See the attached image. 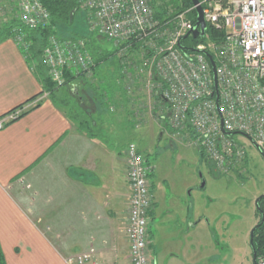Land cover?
I'll return each mask as SVG.
<instances>
[{
    "label": "built area",
    "instance_id": "1",
    "mask_svg": "<svg viewBox=\"0 0 264 264\" xmlns=\"http://www.w3.org/2000/svg\"><path fill=\"white\" fill-rule=\"evenodd\" d=\"M15 1L19 18L27 28L49 24V13L39 0ZM170 1L80 0V3L88 13L90 30L112 42L117 50L125 88L132 90L134 70L147 73V81L155 86L170 125L179 131L191 129L194 146L203 150L218 169L244 162L246 152L234 138L236 135L264 153V0H198L207 30L214 29L224 36L210 49L201 43L191 50L180 47L196 26V7L183 9L181 5L176 9ZM192 13L195 19L191 18ZM15 42L23 44L20 31ZM82 48L83 43L52 39L44 58L56 87L66 84L65 69L85 78L93 76L94 64ZM206 53L216 64L217 90ZM136 54L141 59L140 69L134 63L138 61ZM23 110L0 119V130L18 119ZM125 154L130 188L125 228L129 264H151L153 170L147 155L135 144L129 145ZM94 253L92 249L68 259L67 263L97 264Z\"/></svg>",
    "mask_w": 264,
    "mask_h": 264
},
{
    "label": "crops",
    "instance_id": "2",
    "mask_svg": "<svg viewBox=\"0 0 264 264\" xmlns=\"http://www.w3.org/2000/svg\"><path fill=\"white\" fill-rule=\"evenodd\" d=\"M20 107L29 112L0 130V245L7 264H68L92 249L96 262L129 264L128 145L120 150L113 144L126 130L111 119L101 126L104 139L82 131L44 93L18 45L8 40L0 44V118ZM152 170L151 264H192L204 220H194L190 201L167 179L155 182ZM193 187L186 184L182 193ZM165 233L175 235V261L163 259L159 248Z\"/></svg>",
    "mask_w": 264,
    "mask_h": 264
},
{
    "label": "rangeland",
    "instance_id": "3",
    "mask_svg": "<svg viewBox=\"0 0 264 264\" xmlns=\"http://www.w3.org/2000/svg\"><path fill=\"white\" fill-rule=\"evenodd\" d=\"M16 5L15 0H0V27L9 18L19 17ZM100 43L103 50L110 53L115 51L112 42L101 39ZM204 44L208 49L217 45L210 40ZM135 59L138 61L135 60L134 63L140 69L141 59L138 54ZM119 73V60L113 58L105 65L101 76L106 84H118L121 81ZM132 78L131 91L127 90L128 86H123L126 83L124 77L121 83L127 101H121L123 94L116 92V103H110L104 109L96 104L93 95L85 88L84 81L70 83L67 90L90 120L101 117L106 127V122H112V119V125L119 124L118 130H126L125 133L128 134L117 130V139L113 144L120 150L135 144L147 155L151 166L155 167V182L167 179L169 186L176 187L177 193L181 192L194 206L193 219L198 216L197 221L204 222L199 224L197 236L194 237L196 251L189 257L192 264H253L250 238L261 220L257 215L256 201L264 196V156L248 140L236 135L234 138L246 152L247 163L218 169L213 161L201 156L188 131L176 130L170 125L169 116L159 100L155 86L147 81V73L134 70ZM87 81L96 84L102 79L93 74ZM62 93L64 92H59ZM59 96L60 99L69 100ZM27 112V109L23 110L18 117ZM126 127L131 128V131L128 132ZM190 183L193 184V189L188 190L187 194L182 193L186 184ZM203 184L205 185L202 186ZM22 185L29 188V181L23 180ZM165 189L169 197L173 195L170 187ZM166 234L159 235V248L164 251L163 259L175 261L170 255L177 251L178 246L172 242L175 235ZM96 253L95 250L94 254Z\"/></svg>",
    "mask_w": 264,
    "mask_h": 264
},
{
    "label": "trees",
    "instance_id": "4",
    "mask_svg": "<svg viewBox=\"0 0 264 264\" xmlns=\"http://www.w3.org/2000/svg\"><path fill=\"white\" fill-rule=\"evenodd\" d=\"M39 1L49 13V24L41 26L37 29H29L25 26V24L20 20L18 16L17 18H9V20L1 24L0 44L8 40L15 41L17 32L20 31L23 36V44L17 45L26 58L27 64L31 68L32 73L42 85L44 93H47L50 99L56 105L65 108L68 111L70 117L79 124V127L82 131L87 132V134L93 138L101 137L102 139H104L101 128L103 124L102 118L97 117L90 120V118L86 116V112L78 105L77 102H74V96L69 95L67 87L70 83H73L76 80L84 81L83 83L85 84V88L93 95L96 104L99 105V108H107L110 103L114 102L116 92H120L122 94L124 93L121 84L124 77L122 74V60L117 57L116 49L113 53L107 52L102 49L100 41L101 39H106L99 37L97 34L90 30L88 25V13L82 8L80 0ZM165 1L166 0H162V2ZM170 3H172L174 8L176 9L181 8V5L182 7H184L183 9H188L192 6L190 0H171ZM16 9V12H18L17 5ZM195 17V13H192L191 18L195 19ZM223 36V33L209 28L204 38L194 39L192 37H189L186 40H183L182 50H191L193 47H196L201 43H206L207 40H210L214 43H219L222 41ZM52 39L58 40L61 43H83L82 49L88 53L94 64V74L96 76H99L102 81H100L99 83L97 82L96 85L93 82H88V78L77 75L73 70L65 69L64 75L66 78V84L61 88L56 87V84L51 78L50 69L44 58V53L50 46V42L52 41ZM113 58H118L119 60L121 81L118 84H106L105 81H103L101 74L104 71L105 65L109 63V61ZM118 86H120V88ZM123 86L125 87V85ZM59 92L64 93L59 94ZM59 95H61V97H67L69 98V100H65L66 98L60 99L58 98ZM120 100L125 101L124 94L121 96ZM70 107H72V109H70ZM25 114H23L18 119L22 118ZM98 116H100V114H98ZM188 132L190 133L191 139H193L195 137L194 132L191 129H188ZM198 149L201 156L203 158H206L203 150H201L200 148ZM246 163L247 158H245L243 164L245 165ZM257 209V215H259L261 220L254 232V239L251 248L253 258L254 256L256 257L257 264H264V199L259 202ZM0 264H7L1 245Z\"/></svg>",
    "mask_w": 264,
    "mask_h": 264
},
{
    "label": "water",
    "instance_id": "5",
    "mask_svg": "<svg viewBox=\"0 0 264 264\" xmlns=\"http://www.w3.org/2000/svg\"><path fill=\"white\" fill-rule=\"evenodd\" d=\"M190 1H191L192 5L196 7V12H197V22H196V26H195V28L192 30V32H191L190 34L192 35V37H193L194 39L203 38V37L205 36L206 31H207V28H208V27H207V24H206V22H205V19H204L203 9H202V7L199 5V1H198V0H190ZM190 34H189V35H190ZM189 35H187L185 39H187V38L189 37ZM180 48L183 49L182 47H180ZM205 55L208 57V59H209L211 65H212V70H213V74H214L215 89L217 90V87H218V78H217V74H216V64H215V62H214V60H213V57H212L210 54L206 53ZM260 153L264 156V153H262V152H260ZM204 185H205V184H203L202 186H204ZM262 199H264V196H261V197L256 201V206H258L259 202H260ZM257 227H258V226H256V227L253 229L252 233H251V238H250V239H251V240H250L251 245L253 244L254 232H255V230H256ZM253 263H254V264H257V262H256V257H255V256H254V258H253Z\"/></svg>",
    "mask_w": 264,
    "mask_h": 264
}]
</instances>
